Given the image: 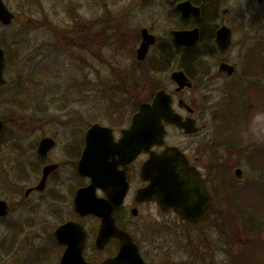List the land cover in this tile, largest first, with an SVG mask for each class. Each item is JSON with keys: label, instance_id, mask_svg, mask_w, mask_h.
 Wrapping results in <instances>:
<instances>
[{"label": "rangeland", "instance_id": "1", "mask_svg": "<svg viewBox=\"0 0 264 264\" xmlns=\"http://www.w3.org/2000/svg\"><path fill=\"white\" fill-rule=\"evenodd\" d=\"M3 3L15 18L8 26L0 25V47L7 60V84L0 86V118L6 120L7 134L0 147V200L11 206L10 214L0 219V264H59L61 247L53 233L61 223L77 220L70 200L82 184L67 163L71 159L66 150L76 133L81 137L96 122L109 126L118 136L138 106L161 89L173 94L175 111L187 114L178 110L175 85L169 79L177 62L162 60L156 50L143 64L135 58L142 24L153 23L154 34L161 41L171 24L166 6L157 0V5L146 7L137 0ZM254 25V40L262 42L264 22ZM254 51L264 59L260 46ZM231 52L237 56L235 48ZM210 63L214 68V62ZM241 78L238 69L231 80L241 82ZM260 88L264 92L263 80ZM208 91L199 88L181 94L205 125L203 134L192 140L169 128L166 145L199 155L196 163L211 177L216 204L205 222L196 225L184 224L153 204L139 207L136 216L127 211L121 224L140 244L147 264L264 261V130L254 126L260 125L259 121L247 125L240 121L241 126H235L239 120L231 110L226 111L221 124L229 130L217 126L213 121L217 101H205ZM249 120V115L244 118ZM255 132L261 153L255 147L250 149L252 145L234 144L228 138L248 139ZM44 136L56 138L48 159L62 163V168L45 192L26 196L25 190L39 183L45 164L36 155V146ZM251 152L256 155L251 157ZM210 154L221 158L212 160ZM201 155L207 158L201 159ZM238 167L241 180L234 181ZM229 185L246 187L232 194ZM80 221L90 235L96 232L95 218Z\"/></svg>", "mask_w": 264, "mask_h": 264}, {"label": "flooded vegetation", "instance_id": "2", "mask_svg": "<svg viewBox=\"0 0 264 264\" xmlns=\"http://www.w3.org/2000/svg\"><path fill=\"white\" fill-rule=\"evenodd\" d=\"M3 1V0H2ZM166 6V18L167 21L171 24L167 37L164 40H160L154 34L153 23L142 24L139 30V45L138 48L143 43V34L142 31L145 30L149 35L153 36V44L149 46L148 51L145 55V58L141 61H138L140 64H143L152 50H156L158 55L162 60L166 61H176L177 65L175 70H173L169 79L175 85L174 93L177 98V108L180 112H186V115H181L183 119H190L194 121V126L191 133H185L183 129H179L174 126H168L169 128H175L176 131L181 133L186 138H191L203 134L202 129L205 125L202 122H199L198 117L195 114V110L188 104L182 97L181 94L184 91H194L197 89L209 90L205 95L204 99L206 102L210 100L217 101L215 105V110L213 112V117L216 125L226 130L221 126L223 119L225 118V113L228 110H231L232 113H235V120H239L235 123V126H241L242 123L247 125L249 122L259 121L258 124L254 125L256 127H262L264 130V92L260 88V81H264V59L259 52H253L255 46H260L264 51V34L262 36V42H256L255 39V25L256 22H264V0H157ZM137 3L141 6H154L156 0H137ZM173 33H186V36L195 34L196 41L190 45H177L175 44ZM137 48V49H138ZM235 48L237 50V56L232 54L231 50ZM137 52V50H136ZM241 53V54H240ZM211 61L214 62V68H211ZM7 63V61H6ZM7 66V64H6ZM5 66V69H6ZM238 69L241 70V82H232V78L236 75ZM173 73H182L184 77L189 82V86L183 87L178 90L179 85L172 79ZM5 83L0 85L4 87L7 84L5 78V70L3 73ZM214 79H220L219 83H216ZM231 81H226V80ZM162 90V89H161ZM160 91V90H157ZM156 91V92H157ZM165 91V90H163ZM155 92V93H156ZM166 92V91H165ZM154 93V94H155ZM168 93V92H167ZM171 96L172 106L174 103V98L172 93H168ZM154 96V95H153ZM152 96V97H153ZM256 104H259L258 106ZM179 113V112H178ZM249 121L245 122L244 118H248ZM243 121L242 123H239ZM3 126L0 130V147L3 145L6 140V120L0 118ZM92 123L91 125L95 124ZM251 124H253L251 122ZM90 125V126H91ZM89 126V127H90ZM104 126V125H103ZM89 127L83 132L82 136L79 137V134L73 138L71 145L67 147L66 154H68V165L72 168L73 175L79 182L82 184L78 185L75 191L72 193L70 206H72V212L77 218L71 219L65 222H77L79 223L85 233V241L83 247V258L89 264H100L108 259H111L116 256L119 250L120 241L119 239L112 238L105 243L102 249L96 247L95 241L97 233L100 227V220L90 214L81 215L75 210L74 206V197L76 192L84 187L90 185V179L86 177H81L77 172V164L81 158L82 151L84 149L85 135ZM111 129L113 140L117 142L120 139L121 130L119 131L118 136L114 134V131L109 126H105ZM229 130V129H227ZM168 134V132H167ZM257 132L253 133L252 137L248 139H239L235 140L228 136L230 141L234 144L243 143L245 145H252L250 149H257L260 153L261 148H257V138L255 137ZM264 135V134H263ZM167 137V136H166ZM52 139L53 146L49 149L45 156H40L38 154L39 144L43 139ZM260 139V138H259ZM56 138L53 136H44L42 137L37 146H36V155L42 161L45 162L42 171L46 166H56V168L49 173L46 178L44 187L42 190H38L37 186L29 187L25 190V195L28 196L30 192L37 191L39 193L45 192V187L51 180H54L53 177L58 174L62 168V163H55L49 160L50 152L56 146ZM256 143V144H255ZM264 143V141H261ZM176 148L179 150L181 155L185 158L187 165L195 169L201 179L206 185V189L209 195V205L203 216H187L185 215L188 210H186V204H180L172 202L171 204L164 200L162 194H156L154 200H147L141 198V194L146 188L150 185L149 180L145 179L147 176H153V171L151 165L148 164L151 157L163 153L167 148ZM249 149V150H250ZM194 152V151H193ZM195 153V152H194ZM154 155V156H153ZM256 155L252 154L251 157ZM199 155L189 154L186 148L176 147V145H166V140L162 147H153L148 152H143L139 154L131 163L126 167L119 166L118 171H124L125 179L128 183V190L123 199V202L120 206L116 207L112 211V216L115 222V226L127 232L134 244L138 247L140 256L144 262L147 264V259L144 257L140 244L136 241L134 236L125 228L121 223L122 220L126 218L127 211L131 215L136 216L138 214L139 207L145 204L155 205L161 212L172 213L175 217L181 220L182 223L188 225H196L205 222L208 216L211 214L213 204H216V193L214 187L210 184V176L204 172V169L196 163L199 160ZM221 155H212L209 157L212 160L215 158L219 160ZM249 157V155H247ZM207 158V155H201V159ZM169 164H174V160L170 159ZM216 161V160H214ZM216 164V162H215ZM239 170L240 174L237 175L236 171ZM242 171L241 168H236L234 171L233 180H241ZM39 180V182H40ZM135 185V186H134ZM246 187L244 186H235L229 185V188L232 191V194L238 193L239 188ZM132 189L134 191H132ZM132 191V194H131ZM215 193V195H214ZM95 194L97 197H104L105 194L101 189H96ZM206 198H202L200 203L197 202V207L206 209ZM231 200H240L239 197H232ZM6 204V211L4 216H0V219L6 218L11 212V206L4 200H0ZM231 206L230 200L227 201ZM238 206V205H237ZM194 212L195 210H190ZM135 212V215L133 214ZM73 215V216H74ZM128 215V214H127ZM86 217L95 218L98 221V227L94 234H89L85 226L79 222L80 219ZM128 217V216H127ZM187 218V219H185ZM222 219V218H221ZM63 222V223H65ZM57 229V228H56ZM55 229V230H56ZM55 232V231H54ZM54 234V233H53ZM57 242V241H56ZM61 247V255L59 258V264L61 257L64 252V248Z\"/></svg>", "mask_w": 264, "mask_h": 264}, {"label": "water", "instance_id": "3", "mask_svg": "<svg viewBox=\"0 0 264 264\" xmlns=\"http://www.w3.org/2000/svg\"><path fill=\"white\" fill-rule=\"evenodd\" d=\"M13 14L0 0V23L8 25ZM143 43L137 49L136 60L145 58L153 36L142 31ZM175 44L190 46L196 41L195 34L186 36V33H173ZM5 67L4 52L0 49V85L5 83L3 70ZM172 79L178 83V90L189 86V82L182 73H173ZM166 125H174L191 133L194 121L183 119L174 112L171 96L160 90L155 93L150 103H142L131 117L129 126L121 131L120 139L115 142L111 129L99 124L92 125L86 132L85 145L81 158L77 164V172L81 177L90 179V185L79 189L74 197L75 210L81 215H93L100 219V227L96 237V247L102 249L112 238L119 239L120 245L115 257L100 264H144L137 246L132 238L123 230L115 226L112 217L114 207L120 206L127 192L128 184L124 171L118 167H126L140 153L148 152L152 147H160L164 143ZM3 124L0 122V130ZM53 140L46 138L38 147V154L45 156L53 146ZM154 156V155H153ZM174 160V164L170 163ZM153 176H147L150 185L141 194V198L154 200L160 193L168 203L186 204L185 215L201 217L209 205V195L204 181L199 173L189 167L185 158L176 148H168L163 153L151 157ZM56 166H46L42 171V178L38 190H42L47 176ZM237 175L240 171H236ZM101 189L105 197L99 198L95 190ZM206 198V209L197 207L202 198ZM190 210H195L191 212ZM6 204L0 201V216H4ZM204 212V213H201ZM135 215V212L133 213ZM187 219V218H185ZM188 220V219H187ZM56 240L64 246L60 264H89L82 255L86 233L77 222H66L54 232Z\"/></svg>", "mask_w": 264, "mask_h": 264}, {"label": "trees", "instance_id": "4", "mask_svg": "<svg viewBox=\"0 0 264 264\" xmlns=\"http://www.w3.org/2000/svg\"><path fill=\"white\" fill-rule=\"evenodd\" d=\"M257 106L259 105V104H256ZM257 146V148H260V147H258L259 145H256ZM246 225V224H245ZM264 262V261H263ZM263 262H261V263H259V264H262ZM258 264V263H257Z\"/></svg>", "mask_w": 264, "mask_h": 264}]
</instances>
